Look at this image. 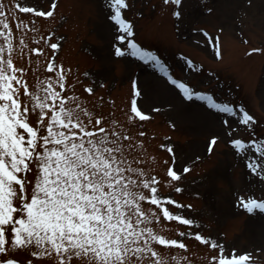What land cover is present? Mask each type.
I'll list each match as a JSON object with an SVG mask.
<instances>
[{
  "label": "snow or ice",
  "instance_id": "obj_1",
  "mask_svg": "<svg viewBox=\"0 0 264 264\" xmlns=\"http://www.w3.org/2000/svg\"><path fill=\"white\" fill-rule=\"evenodd\" d=\"M97 7L111 30L109 56L130 55L151 65L178 90V101L145 107L139 101L146 94L133 78L124 118L114 111L105 114V98L96 94L97 81L106 87L104 79L66 64L61 55L66 37L44 31L56 19L59 0L45 6L36 0H0V264H193L194 247L203 249L201 264H259L251 252L220 238L227 233H205L201 220L185 215L194 204L172 192L183 193L197 164L210 160L222 145L247 175L264 183V118L244 104L220 102L211 91H196L174 78L161 55L137 41L134 21L122 11L129 7L127 0H97ZM254 7L255 0H243L234 19L243 24ZM159 10L177 31L216 11L214 0H193L191 8L188 0H162ZM191 31L223 61V24L211 33L197 22ZM254 54L264 58V44L244 53L246 58ZM186 64L202 67L192 59ZM210 76L216 74L210 70ZM259 86L264 88V82ZM194 99L214 110L201 123L216 113L225 115L215 129L205 128L204 145L191 156L175 142L161 143L167 154L161 163L148 152L146 123L163 107L172 114L170 130L178 131ZM107 100L115 104L112 97ZM234 208L264 215V198L240 195Z\"/></svg>",
  "mask_w": 264,
  "mask_h": 264
},
{
  "label": "rangeland",
  "instance_id": "obj_2",
  "mask_svg": "<svg viewBox=\"0 0 264 264\" xmlns=\"http://www.w3.org/2000/svg\"><path fill=\"white\" fill-rule=\"evenodd\" d=\"M36 2L45 6L48 0ZM127 3L129 7L122 11L134 21L137 41L142 46L155 49L174 78L188 83L196 91H211L220 102L244 104L252 114L264 118V88L259 86L264 82V58L255 54L246 58L244 55L248 47L264 44L262 0H255V7L244 17L243 24L234 19L243 7V0H214V14L199 15L191 26L185 24L179 31L159 10L162 0H127ZM192 3L193 0H188L190 8ZM138 12L143 15L138 16ZM20 15L27 18L26 14ZM10 22L15 25L11 18ZM197 22L211 33H215L217 25L225 26L221 34L223 61L217 60L211 47L202 42L203 38L191 31ZM47 30L66 37L61 52L66 64L71 62L73 66H79L81 72L97 73L104 79L106 87L100 88L97 81L96 94L105 98L102 108L105 114L114 111L117 118H124L123 112L131 104L133 78H138L146 94L139 101L145 107L169 99L178 101V90L167 84L166 78L151 65L130 55L125 58L109 56L111 30L99 16L97 0H59L56 19L46 23L44 31ZM245 38L249 43L243 42ZM187 59L202 67L190 68L186 64ZM210 70L216 74L215 78L210 76ZM81 79L84 83L90 82L83 77ZM77 90L83 93L81 85L77 86ZM84 95L87 96V93ZM109 96L115 101L114 105L108 102ZM212 112L214 110L209 109L206 102L194 99L178 125L179 130L173 131L167 124L168 116L172 114L162 107L161 112L154 114L143 129L149 134L145 138L148 152L159 157L162 163L167 154L159 145L175 142L183 154L191 156L193 151L203 147L205 128L215 129L225 115L216 113L206 124L201 123L202 116ZM153 132L156 133L154 138L151 135ZM166 136H171L172 140L166 141ZM159 170L163 175L162 168ZM185 184L187 187L183 193L172 192L176 199L194 204V208L186 210L185 215L201 220L205 233L210 232L214 236L227 233L220 238L251 252L253 259L264 264V215L257 210L250 216L234 208V200L240 195L264 198V183L247 175L242 162L234 159L230 148L222 145L210 160L198 163ZM164 190L169 191L167 188ZM195 192H200L201 196L196 197ZM257 248L262 250L257 251ZM203 256V249L196 247L189 254L193 264H201Z\"/></svg>",
  "mask_w": 264,
  "mask_h": 264
}]
</instances>
